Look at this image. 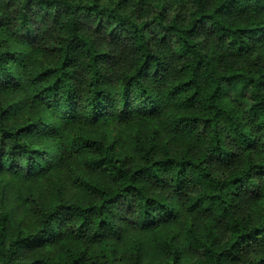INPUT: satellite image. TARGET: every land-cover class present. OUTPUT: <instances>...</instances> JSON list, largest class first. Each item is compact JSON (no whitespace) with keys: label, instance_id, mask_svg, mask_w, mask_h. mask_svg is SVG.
Listing matches in <instances>:
<instances>
[{"label":"trees","instance_id":"16d2710c","mask_svg":"<svg viewBox=\"0 0 264 264\" xmlns=\"http://www.w3.org/2000/svg\"><path fill=\"white\" fill-rule=\"evenodd\" d=\"M105 2L0 0V28L5 24L10 33L5 41L32 45L36 33H49L52 38L41 51L54 57L29 71L25 55L0 43V90L20 89L21 69L24 76L27 72V82L21 80L31 88L34 102L51 114L50 120L11 128L7 121L15 105L0 102V172L31 178L51 169L48 149L26 140L42 131L45 138L62 135L67 153L112 183L76 176L74 184L90 200L59 201L50 209L35 204V233L9 236L8 213L2 209L0 264H127L106 239L119 240L129 228L147 232L172 225L181 211L212 218L204 234L193 224L188 227L194 256L184 260L173 238H162V260L144 262L141 245L135 243L128 264H264V51L247 63L225 59V54L241 57L264 46V0H191L184 17H168L164 4L143 13L137 5L126 9L122 0ZM89 22L126 46L127 63L109 76L102 65L116 56L100 50L85 33ZM159 45L173 50L180 61L166 82L168 64ZM148 76L158 81L155 87L148 86ZM161 114L185 147L174 151L156 131L148 138L134 131L135 163L73 125ZM61 121L71 130H61ZM190 187L194 191L188 192ZM245 196L262 203L256 215L236 212L237 201ZM219 222H224L226 238L216 228ZM64 236L100 244L102 262L62 241ZM59 241L63 262L55 263L44 250L33 262L25 258ZM253 247H258L256 254L248 252Z\"/></svg>","mask_w":264,"mask_h":264},{"label":"rangeland","instance_id":"374dc122","mask_svg":"<svg viewBox=\"0 0 264 264\" xmlns=\"http://www.w3.org/2000/svg\"><path fill=\"white\" fill-rule=\"evenodd\" d=\"M105 2L106 0H101ZM126 9L132 8L134 5L138 6V10L143 13H152L155 8L164 4V9L168 17L179 15L180 17L187 16L190 9L191 0H122ZM106 3V2H105ZM4 25L0 28V43L7 48L16 49L23 56L27 69L32 71L38 67V63L42 59H46L50 62L54 61V57L51 55H45L41 49H43L44 42L49 43L52 36L48 33L43 37H40L38 33L34 35L35 44L22 45L14 40L8 43L5 39L10 35L8 30L4 29ZM1 26V24H0ZM3 31V32H2ZM85 33L98 44L100 50H107L110 54H115L116 57L109 62L104 63L103 69L107 71L109 76L110 72L120 70L121 66L125 65L128 60V55L125 54L126 46L119 40H109L103 29H99L97 25L92 22L86 23ZM205 37V36H203ZM200 41H202L200 39ZM162 55L165 57V61L168 67L165 69V81H169L174 77L175 71L179 66V59L173 50H169L163 45H159ZM39 50V51H38ZM264 51V46L252 48L249 52L244 53L241 57L235 55L225 54L227 62H243L247 63L257 54ZM174 53V54H173ZM28 55V58L26 56ZM27 71V70H26ZM19 77L21 81L20 89L14 90V86H10L6 90H0V102L4 105L13 104L15 108L7 121V125L11 128H17L27 122H34L37 119L42 121L50 120L51 114L47 111L46 107L39 102H34V97L31 88H26L24 82H27V72L24 76V71L19 69ZM11 78L8 79V83ZM148 86L155 87L157 80L151 81L149 76L147 77ZM163 82V83H164ZM81 105V104H80ZM83 105V103H82ZM53 124L49 125L52 126ZM61 130L68 132L71 130L72 125L59 122L58 124ZM78 125L81 130L88 135H92L96 138L103 139L105 143L113 145L116 153L120 157L127 158L134 163L137 160V155L131 142V136L134 131H139L143 137L148 138L151 132L156 131L158 137L162 142L168 141V147L174 151H182L185 147L183 139L179 137L176 132L168 128L165 116L161 114L160 117L154 119L139 118L135 116L127 122L120 120H102L92 125ZM26 140L30 142L31 146H41L48 149L49 153L53 155L51 162L54 161V165L46 173L37 174L31 178L24 176L9 175L4 172H0V212L5 209L8 213V234L9 236L15 235L18 231L23 233H35L39 227L38 220L33 216L31 208L35 204H39L46 209H50L59 201L75 202L82 201L87 202L90 200V195L78 188L74 184L76 176H85L91 181L98 182L104 185H112L108 180V177L100 172L93 171L87 168L83 162L67 153L63 145L62 135L57 138L49 136L45 138L42 131L38 135H29ZM67 138L65 143L67 145ZM56 144H61L62 148H54ZM60 145V147H61ZM63 149V153L61 150ZM60 153H62L60 155ZM160 154V153H157ZM60 155V156H59ZM162 191L167 194L166 186L162 187ZM194 189L190 187L188 192H192ZM249 197L245 196L244 199L237 201L236 212L242 216L256 215L258 208L262 205L259 201H249ZM35 202V203H34ZM211 218L202 217L197 214L186 213L181 211L179 219L172 225L162 227L155 231L141 232L135 229H128L124 232L119 240L106 239L105 244L109 249L115 251L116 255L122 257L128 264L131 260L133 247L135 243L141 245V256L144 262L148 261H160L164 258L163 252L160 249L158 242L162 238H173L174 244L180 249L184 260H189L194 256V252H191L187 242L186 232L188 227L193 224L198 233L204 234L205 223ZM212 219V218H211ZM216 228L223 238L228 235L224 229V222L216 224ZM67 240L73 248L86 249L88 255L92 256L97 263L102 262V251L100 244L92 242V240L75 241L70 237H63L62 241ZM62 241L57 242L55 245L46 246L43 249L36 251V254L27 253L25 258L29 262L37 259L38 253L44 250L45 254H48L55 263L64 261V247H60ZM258 247H253L248 252L250 254H256ZM264 253V248L261 249ZM249 254V255H250Z\"/></svg>","mask_w":264,"mask_h":264}]
</instances>
